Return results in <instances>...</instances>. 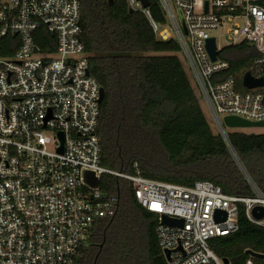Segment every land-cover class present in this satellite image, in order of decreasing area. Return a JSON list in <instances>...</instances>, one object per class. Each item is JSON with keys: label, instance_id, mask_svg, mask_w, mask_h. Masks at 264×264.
<instances>
[{"label": "built area", "instance_id": "1", "mask_svg": "<svg viewBox=\"0 0 264 264\" xmlns=\"http://www.w3.org/2000/svg\"><path fill=\"white\" fill-rule=\"evenodd\" d=\"M159 1L165 25L140 0L127 3L158 36L179 42L218 132L226 136L229 115L264 122L263 92L240 89L235 74L220 77L229 63L211 34L225 28V46L254 44L261 56L252 67H260L264 0ZM210 37L215 61L206 48ZM100 89L81 39L79 0H0V264H76L94 221L117 210V196L100 188L105 174L128 180L138 204L157 217L167 264H224L210 240L238 229L240 205L250 222L264 225V217L252 214L254 206L264 207V196L255 187V196L239 197L208 180L186 186L151 179L137 162L134 173L103 166ZM218 210L224 220L216 219ZM162 215L182 225L165 224Z\"/></svg>", "mask_w": 264, "mask_h": 264}, {"label": "trees", "instance_id": "2", "mask_svg": "<svg viewBox=\"0 0 264 264\" xmlns=\"http://www.w3.org/2000/svg\"><path fill=\"white\" fill-rule=\"evenodd\" d=\"M79 1L89 70L104 90L97 125L101 164L134 173L137 162L151 179L186 186L208 180L239 197L255 196V187L264 196V132L226 128L224 139L211 128L179 42L158 36L127 0ZM140 1L156 23L166 24L159 0ZM218 55L229 63L220 77L239 76L240 89L245 71L264 76V64L252 67L261 53L250 42L225 46ZM258 89L264 95V87ZM100 188L117 196V210L94 221L76 264H167L155 234L157 217L138 204L131 183L105 174ZM240 208L238 229L212 238L210 247L232 264H264L247 253L264 254V225L250 222Z\"/></svg>", "mask_w": 264, "mask_h": 264}, {"label": "water", "instance_id": "3", "mask_svg": "<svg viewBox=\"0 0 264 264\" xmlns=\"http://www.w3.org/2000/svg\"><path fill=\"white\" fill-rule=\"evenodd\" d=\"M108 1H112V0H108ZM132 10L133 9L130 8V11H132ZM206 48H207V51H208L211 59L213 61H215L217 58V50H216V43H215L214 37H210L207 40ZM241 83H242L243 87H245L247 89L261 88V87H264V76H255L250 71H245L241 77ZM103 97H104V90L101 87V89H100V102L102 101ZM223 122H224V125L228 128L263 127L264 126V122L249 121V120H246V119H243V118H240L237 116H233V115L225 116L223 118ZM219 133L223 136L224 139H226V136H224L220 131H219ZM230 149H231V147H230ZM90 176H92V172H89V171L85 172L86 178H89ZM93 185H95V186L97 185L96 179L93 181ZM252 214L256 219H262L264 217V207L260 206V205L254 206L252 209ZM216 219L218 221L224 220L225 219V212L218 210L216 212ZM161 220L165 224L178 225V226H181L182 222H183V220L180 218H170L166 215H162ZM247 253H249L253 257L264 258V254L254 252L252 250H247ZM164 255H165L166 259L169 258V252L167 250L164 251ZM222 261L224 262V264L230 263V261L227 258H222Z\"/></svg>", "mask_w": 264, "mask_h": 264}, {"label": "rangeland", "instance_id": "4", "mask_svg": "<svg viewBox=\"0 0 264 264\" xmlns=\"http://www.w3.org/2000/svg\"><path fill=\"white\" fill-rule=\"evenodd\" d=\"M224 29L225 28H221L218 31H214V32L211 33L214 37H216L218 47H225V45L227 44L226 37L224 36V32H225ZM180 56H181V58H182V60L184 62V66H185V68L187 70V73H188L189 78L191 80V83H192V85H193V87L195 89V92H196V94L199 97V101H200L201 107H202V109L204 111V114H205V116H206V118H207V120H208L211 128L214 131H216L217 130V127L214 124V121H213V118L211 116L210 110L208 109V106H207L205 100L203 99V97L200 94V91L198 89V86L196 85V83L194 81V77H193L192 73L190 72V70L188 68V65H187V63H186V61H185V59L183 57V54H181ZM227 130H236V131H242V132H246V133H262V132H264V126L263 127L227 128Z\"/></svg>", "mask_w": 264, "mask_h": 264}, {"label": "crops", "instance_id": "5", "mask_svg": "<svg viewBox=\"0 0 264 264\" xmlns=\"http://www.w3.org/2000/svg\"><path fill=\"white\" fill-rule=\"evenodd\" d=\"M243 75V74H242ZM243 86V85H242Z\"/></svg>", "mask_w": 264, "mask_h": 264}]
</instances>
